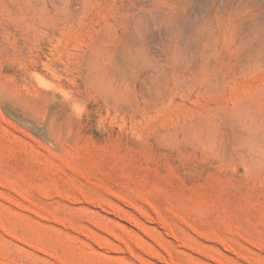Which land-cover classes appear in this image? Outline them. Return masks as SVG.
<instances>
[{
    "label": "rangeland",
    "instance_id": "374dc122",
    "mask_svg": "<svg viewBox=\"0 0 264 264\" xmlns=\"http://www.w3.org/2000/svg\"><path fill=\"white\" fill-rule=\"evenodd\" d=\"M0 264H264V0H0Z\"/></svg>",
    "mask_w": 264,
    "mask_h": 264
},
{
    "label": "bare ground",
    "instance_id": "6f19581e",
    "mask_svg": "<svg viewBox=\"0 0 264 264\" xmlns=\"http://www.w3.org/2000/svg\"><path fill=\"white\" fill-rule=\"evenodd\" d=\"M206 2H208V1H206ZM230 2H231V0H230ZM207 4V3H206ZM231 4V3H230ZM196 6V5H195ZM230 6V5H229ZM138 7V6H137ZM144 7V6H143ZM185 7V6H184ZM136 8V7H135ZM230 9H231V7H230ZM180 10V9H179ZM182 10V9H181ZM180 10V11H181ZM176 11V10H175ZM178 11V10H177ZM217 11V10H216ZM134 12V11H133ZM230 12H231V10H230ZM132 13V12H131ZM151 14V13H150ZM208 14V13H207ZM216 14H217V12H216ZM224 14V13H223ZM201 15V14H200ZM220 15H222V13L220 14ZM136 16V15H135ZM153 17H151V15H150V17H148L147 16V14H144V15H138V31H140V30H142V28H143V26L144 25H146L147 23H148V19H151V20H153V21H156V22H158L159 20H161L162 21V17H160V15H155V14H153L152 15ZM162 16V15H161ZM179 16V18H170V17H163V19L165 20V34L168 36V38H169V40L171 39V38H173V37H176V36H178V37H180L179 38V41L177 42L181 47L183 46V43H184V41L181 39V32L183 31V29H185L186 30V28H187V26H186V28H185V23H186V17H184V15L182 16V14H180V15H178ZM215 16V15H214ZM174 17V16H173ZM205 17H206V15H205ZM217 17H219V16H217ZM222 17V16H221ZM131 18V17H130ZM187 18H189V17H187ZM135 19V18H134ZM221 19V18H220ZM220 19L218 20V21H220ZM130 20V19H129ZM136 20V19H135ZM134 20V21H135ZM163 20V21H164ZM222 20V19H221ZM203 21V20H202ZM119 22V21H118ZM221 22V21H220ZM208 23V22H207ZM206 22H204V24L205 25H201V24H199V22L196 24L197 25V27H196V29H194V31L197 33V35L198 36H200V37H203L205 40H209L211 37L210 36H212V33H213V29H212V25L210 24H207ZM210 23V22H209ZM130 24V23H129ZM135 25H137V24H135ZM190 25V24H189ZM195 25V26H196ZM194 26V27H195ZM219 26V25H218ZM121 27V26H120ZM130 27V26H129ZM136 27V26H135ZM214 28V27H213ZM189 28H187V30H188ZM136 30H137V28H136ZM215 30V29H214ZM218 30V29H217ZM185 32H187V31H185ZM185 32L183 33V34H185ZM220 32V31H219ZM188 33V32H187ZM195 33V34H196ZM217 33V32H216ZM214 34V33H213ZM219 35V34H218ZM217 35V36H218ZM185 36V35H184ZM184 36H182V38L184 39ZM217 36H216V38H217ZM188 37V36H187ZM213 38V37H212ZM213 40V39H212ZM210 41H211V39H210ZM209 41V42H210ZM210 44V43H209ZM185 45H186V43H185ZM204 73V72H203Z\"/></svg>",
    "mask_w": 264,
    "mask_h": 264
}]
</instances>
